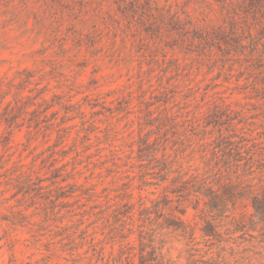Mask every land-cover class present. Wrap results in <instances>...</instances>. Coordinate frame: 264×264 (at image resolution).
<instances>
[{
    "label": "rangeland",
    "instance_id": "rangeland-1",
    "mask_svg": "<svg viewBox=\"0 0 264 264\" xmlns=\"http://www.w3.org/2000/svg\"><path fill=\"white\" fill-rule=\"evenodd\" d=\"M153 1L0 0V264H138L151 248L167 264H264L236 195L264 192V36L251 21L243 49L167 21L152 36L161 14L224 20L212 0ZM194 176L219 179L221 208Z\"/></svg>",
    "mask_w": 264,
    "mask_h": 264
},
{
    "label": "trees",
    "instance_id": "trees-1",
    "mask_svg": "<svg viewBox=\"0 0 264 264\" xmlns=\"http://www.w3.org/2000/svg\"><path fill=\"white\" fill-rule=\"evenodd\" d=\"M206 2V0H200ZM119 7L123 4L126 8L128 6L137 8L136 11L132 10V13H137V10L141 9L143 12H149L154 4L153 0H115ZM217 5L220 12L223 13V23L217 26L215 29L208 30V27L194 26L192 23L181 20L177 13L168 14L167 20L165 15L161 14L163 20L156 26L151 24L150 30L145 32L150 33L152 36L158 35L162 38V25L167 23L166 30L168 32L174 31L181 40H187L191 42H199V44L212 45L225 43L231 45L233 43L235 47L239 49L245 48L242 37V27L247 25L249 21L255 22L260 30V37L264 36V0H212V3ZM155 23V22H154ZM153 27V28H152ZM149 34V35H150ZM162 164L167 165L166 157L163 156ZM166 168V167H165ZM215 176L212 180L208 178L197 179V176L193 177V181L198 185V191L207 199L206 205L210 209L221 208L223 204L222 197L219 194L218 184ZM209 181V182H208ZM241 187L236 195L243 197L247 196L250 200L251 207L253 209V215L251 223L261 224V240L264 244V192L261 194L254 193L250 188ZM172 224L168 223L167 227H171ZM174 226V224H173ZM175 229H180V226H174ZM205 229L207 236H214L215 232L211 230L210 225ZM138 264H167L160 252H157L154 248H151L149 252L144 253L141 251Z\"/></svg>",
    "mask_w": 264,
    "mask_h": 264
}]
</instances>
